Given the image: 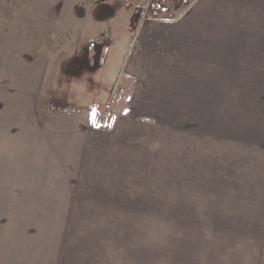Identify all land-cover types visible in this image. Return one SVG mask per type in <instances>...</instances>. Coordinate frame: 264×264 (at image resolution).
Instances as JSON below:
<instances>
[{"label": "rangeland", "instance_id": "374dc122", "mask_svg": "<svg viewBox=\"0 0 264 264\" xmlns=\"http://www.w3.org/2000/svg\"><path fill=\"white\" fill-rule=\"evenodd\" d=\"M197 1L0 0V264H264V0L222 62L238 78L176 85L211 100L125 72L140 21Z\"/></svg>", "mask_w": 264, "mask_h": 264}, {"label": "crops", "instance_id": "0c3cea01", "mask_svg": "<svg viewBox=\"0 0 264 264\" xmlns=\"http://www.w3.org/2000/svg\"><path fill=\"white\" fill-rule=\"evenodd\" d=\"M255 2L258 4L255 0H198L176 18L158 16L140 21L130 36L132 51L129 49L124 57L125 72L136 81L135 93L160 103L199 102L211 100L209 94H222L213 88H226L228 78H238V74H228L222 62L228 59V46L236 39L233 35H242L244 25L238 19L249 6L254 18ZM237 41L244 44L243 39ZM138 57L141 64L137 63ZM195 77L210 78L208 85L219 86H209L208 91L190 89L186 93L176 86L181 79ZM203 103L207 105L192 108H221L211 105V101Z\"/></svg>", "mask_w": 264, "mask_h": 264}, {"label": "water", "instance_id": "95a60500", "mask_svg": "<svg viewBox=\"0 0 264 264\" xmlns=\"http://www.w3.org/2000/svg\"><path fill=\"white\" fill-rule=\"evenodd\" d=\"M101 49H102V45L97 44L96 45V56H95L96 63H99Z\"/></svg>", "mask_w": 264, "mask_h": 264}, {"label": "snow or ice", "instance_id": "6c2138e0", "mask_svg": "<svg viewBox=\"0 0 264 264\" xmlns=\"http://www.w3.org/2000/svg\"><path fill=\"white\" fill-rule=\"evenodd\" d=\"M93 119H95L94 115H93Z\"/></svg>", "mask_w": 264, "mask_h": 264}]
</instances>
